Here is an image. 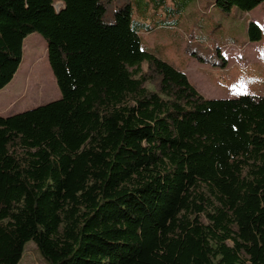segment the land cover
<instances>
[{"label": "trees", "instance_id": "obj_1", "mask_svg": "<svg viewBox=\"0 0 264 264\" xmlns=\"http://www.w3.org/2000/svg\"><path fill=\"white\" fill-rule=\"evenodd\" d=\"M34 33L61 97L0 116V264H264V96L203 97L131 0H0V91Z\"/></svg>", "mask_w": 264, "mask_h": 264}, {"label": "rangeland", "instance_id": "obj_2", "mask_svg": "<svg viewBox=\"0 0 264 264\" xmlns=\"http://www.w3.org/2000/svg\"><path fill=\"white\" fill-rule=\"evenodd\" d=\"M215 2L131 0L132 22L143 49L190 76V82L206 99L264 96V3L251 12L234 8L227 14L215 7ZM63 7L56 4L59 11ZM252 21L262 30L259 42L249 39ZM47 53L48 44L38 33L25 39L20 68L0 91V116L60 99ZM143 67L146 70V64ZM20 264L47 263L35 244L29 243Z\"/></svg>", "mask_w": 264, "mask_h": 264}, {"label": "crops", "instance_id": "obj_3", "mask_svg": "<svg viewBox=\"0 0 264 264\" xmlns=\"http://www.w3.org/2000/svg\"><path fill=\"white\" fill-rule=\"evenodd\" d=\"M254 11V10H253ZM252 22H254V21H252ZM186 74V73H185ZM189 74V73H188ZM186 76L188 77V79L190 78V76H188L187 74H186ZM189 81H190V79H189ZM192 84V83H191ZM192 85H194V84H192ZM195 86V85H194ZM197 89V88H196ZM198 90V89H197ZM23 260V259H22ZM22 262V261H21Z\"/></svg>", "mask_w": 264, "mask_h": 264}, {"label": "bare ground", "instance_id": "obj_4", "mask_svg": "<svg viewBox=\"0 0 264 264\" xmlns=\"http://www.w3.org/2000/svg\"><path fill=\"white\" fill-rule=\"evenodd\" d=\"M25 48H26V47H25ZM40 60H41V59H40ZM37 62H38V61H37ZM31 68H32V67H31ZM39 83H40V82H39ZM42 87H43V86H42ZM42 87H41V88H42Z\"/></svg>", "mask_w": 264, "mask_h": 264}]
</instances>
